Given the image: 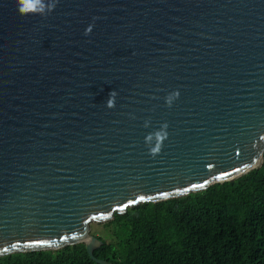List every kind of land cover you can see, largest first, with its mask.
<instances>
[{"label":"water","instance_id":"obj_1","mask_svg":"<svg viewBox=\"0 0 264 264\" xmlns=\"http://www.w3.org/2000/svg\"><path fill=\"white\" fill-rule=\"evenodd\" d=\"M264 0H0V258L259 170Z\"/></svg>","mask_w":264,"mask_h":264},{"label":"trees","instance_id":"obj_2","mask_svg":"<svg viewBox=\"0 0 264 264\" xmlns=\"http://www.w3.org/2000/svg\"><path fill=\"white\" fill-rule=\"evenodd\" d=\"M93 252L112 264H264L263 164L232 182L129 208L96 224ZM0 264H96L85 244L0 258Z\"/></svg>","mask_w":264,"mask_h":264},{"label":"rangeland","instance_id":"obj_3","mask_svg":"<svg viewBox=\"0 0 264 264\" xmlns=\"http://www.w3.org/2000/svg\"><path fill=\"white\" fill-rule=\"evenodd\" d=\"M101 229H102V227L98 226L96 224H91L90 225V231L91 232H95V233L99 234L101 232Z\"/></svg>","mask_w":264,"mask_h":264}]
</instances>
